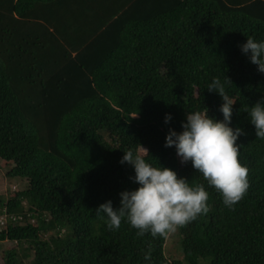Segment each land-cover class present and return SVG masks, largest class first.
<instances>
[{"label":"trees","instance_id":"trees-1","mask_svg":"<svg viewBox=\"0 0 264 264\" xmlns=\"http://www.w3.org/2000/svg\"><path fill=\"white\" fill-rule=\"evenodd\" d=\"M249 36L264 40V0H0V164L25 181L0 193L1 264H264V140L246 113L264 73L239 49ZM213 77L243 132L248 189L231 208L163 146L185 112L222 119ZM129 149L208 192L209 211L177 229L182 259L165 255L167 234L95 213L137 187L118 163Z\"/></svg>","mask_w":264,"mask_h":264},{"label":"clouds","instance_id":"clouds-1","mask_svg":"<svg viewBox=\"0 0 264 264\" xmlns=\"http://www.w3.org/2000/svg\"><path fill=\"white\" fill-rule=\"evenodd\" d=\"M239 49L256 65L257 71L264 73V40L249 36ZM206 88L221 98L218 110L222 119L207 115L206 108L185 112L181 130L169 127L163 146L174 147L180 162H190L207 185L219 193L222 203L231 208L248 189V169L238 160L239 144L236 143L243 132L239 127L230 126L234 101L225 94L221 80L213 77ZM246 113L255 137L264 140V98L249 106ZM171 119V114L166 113L163 122L168 124ZM118 163L131 166L133 175L129 179L137 187L119 192V207L115 209L111 200L97 206L95 213L107 229L117 230L124 221L136 229L137 236L148 233L155 238L175 232L209 211L208 192L203 184L191 186L173 169L159 164L153 166L144 155L132 149L123 151ZM144 259L150 260V249L145 252Z\"/></svg>","mask_w":264,"mask_h":264},{"label":"rangeland","instance_id":"rangeland-1","mask_svg":"<svg viewBox=\"0 0 264 264\" xmlns=\"http://www.w3.org/2000/svg\"><path fill=\"white\" fill-rule=\"evenodd\" d=\"M143 152V149L141 150ZM5 173V168L2 167L0 164V193H5V192H14L12 189L14 188L19 189V186L24 185L23 179L21 180V183L17 179H7L4 177ZM10 245H13L12 242L10 241H5L3 246L8 247ZM178 234L177 230L175 232H171L167 234L166 240H165V248H164V253L168 257V255L173 256V257H178L179 259H182V255L178 250ZM0 264H1V258H0Z\"/></svg>","mask_w":264,"mask_h":264}]
</instances>
